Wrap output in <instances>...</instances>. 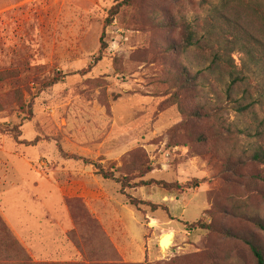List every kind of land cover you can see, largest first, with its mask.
Here are the masks:
<instances>
[{"label": "rangeland", "instance_id": "374dc122", "mask_svg": "<svg viewBox=\"0 0 264 264\" xmlns=\"http://www.w3.org/2000/svg\"><path fill=\"white\" fill-rule=\"evenodd\" d=\"M119 1L0 0V264H256L239 237L264 251V165L249 161L264 110L233 108L218 68L186 74L211 57L179 51L212 17L264 39V0H135L111 19Z\"/></svg>", "mask_w": 264, "mask_h": 264}, {"label": "trees", "instance_id": "16d2710c", "mask_svg": "<svg viewBox=\"0 0 264 264\" xmlns=\"http://www.w3.org/2000/svg\"><path fill=\"white\" fill-rule=\"evenodd\" d=\"M17 1V0H16ZM135 0H121L114 5L110 11L111 19L115 17L124 6L131 5ZM218 17L209 18L204 27H201L204 32L197 33V29L191 23H187L182 33V46L180 47V53L184 52H201L203 56L197 57L199 60L208 56L210 58L209 69L205 70H193L190 66L186 68V74L192 76L194 80L202 79L206 76V70H213L218 68V71L222 77L227 76L228 83L226 85V95L232 101L236 110L244 112L250 107L260 105L264 110V39L263 33H249L246 29H243L241 25H234L235 30L226 31L222 33H214L217 29H223L224 22L222 19L217 20ZM212 28V30H210ZM236 47L246 54L247 60L258 67L257 77H249L248 75V63L243 60L240 65H237L233 52L236 51ZM195 58V59H197ZM193 73V75H192ZM242 93V96L240 95ZM236 95H239L243 100H249L247 102L237 103ZM257 96V97H255ZM264 123V120H262ZM249 161L260 163L264 165V147L256 150ZM104 178L118 179L112 172H106L100 170L99 172ZM264 176V175H263ZM259 180L264 181V177L258 176ZM120 181H122L120 179ZM134 199L131 200L133 203ZM136 202V201H135ZM141 202V201H137ZM142 203V202H141ZM147 204V202H144ZM137 205V203H135ZM210 212V210L206 211ZM261 226V222H259ZM190 227H204L210 230H215L211 224L203 223L200 220L189 224ZM264 229V228H263ZM216 231V230H215ZM224 235L236 237L237 235L231 232H223ZM246 241L250 252L255 259L256 264H264V251L256 244L252 239L246 237H239Z\"/></svg>", "mask_w": 264, "mask_h": 264}, {"label": "crops", "instance_id": "0c3cea01", "mask_svg": "<svg viewBox=\"0 0 264 264\" xmlns=\"http://www.w3.org/2000/svg\"><path fill=\"white\" fill-rule=\"evenodd\" d=\"M0 155H3V151H0ZM1 165V164H0ZM4 179H3V176H0V184H2V183H4ZM40 209V208H39ZM39 209H37V210H39ZM20 211H18L17 213H21V212H23L22 211V209L20 208L19 209ZM41 210H43V209H41ZM44 211H41L40 212V216H44L45 214H46V211H45V213H43ZM17 213H12V216L13 215H15V214H17ZM19 213V214H20ZM42 214V215H41ZM8 221H9V224H10V226L12 227V229L14 230V231H17L18 232V230H19V223H22L24 226H27L28 228H36L38 225H36V224H39V226H40V228H45V227H48L49 226V224L50 223H48V222H37L36 221V223L35 222H33V221H30V222H19V223H17V225H16V223L14 224L11 220H9L8 219ZM69 223L67 222V221H65L64 220V223H61V225H62V227L63 228H65V227H68L69 225H68ZM22 227V226H21ZM18 236H19V238L25 243V242H28V240H27V238H26V236L22 233V234H20V233H18ZM42 240V244L39 242V240ZM49 240H50V237H40L39 235L38 236H34L33 237V239H31V241L29 242V244L31 245V247L34 249V248H38V247H42V251H43V254L47 257L46 258V260L48 259V260H50V256H52V254H51V252H50V243H49ZM54 256H57V254H54ZM45 260V259H44Z\"/></svg>", "mask_w": 264, "mask_h": 264}, {"label": "bare ground", "instance_id": "6f19581e", "mask_svg": "<svg viewBox=\"0 0 264 264\" xmlns=\"http://www.w3.org/2000/svg\"><path fill=\"white\" fill-rule=\"evenodd\" d=\"M173 239H174V234L173 233L167 232V233L163 234L161 236V239H160V241L162 240V245H161L162 249L166 251L167 248H169L170 245L172 244Z\"/></svg>", "mask_w": 264, "mask_h": 264}, {"label": "water", "instance_id": "95a60500", "mask_svg": "<svg viewBox=\"0 0 264 264\" xmlns=\"http://www.w3.org/2000/svg\"><path fill=\"white\" fill-rule=\"evenodd\" d=\"M167 235V234H166ZM160 245H162V240L160 241Z\"/></svg>", "mask_w": 264, "mask_h": 264}]
</instances>
